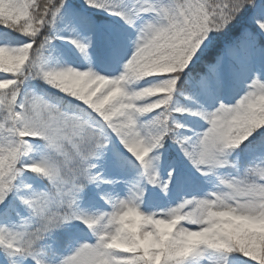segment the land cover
<instances>
[{"label": "snow or ice", "instance_id": "6c2138e0", "mask_svg": "<svg viewBox=\"0 0 264 264\" xmlns=\"http://www.w3.org/2000/svg\"><path fill=\"white\" fill-rule=\"evenodd\" d=\"M0 264H264V0H0Z\"/></svg>", "mask_w": 264, "mask_h": 264}, {"label": "trees", "instance_id": "16d2710c", "mask_svg": "<svg viewBox=\"0 0 264 264\" xmlns=\"http://www.w3.org/2000/svg\"><path fill=\"white\" fill-rule=\"evenodd\" d=\"M103 15V14H102ZM103 21H105V22H110L111 24H112V26H119L118 24H115L114 23V19H112V18H105V19H103L101 22H103ZM115 28V27H114ZM57 43H61L60 41H58ZM170 155L172 156V158L178 163V165L180 166V168L181 169H184V170H190V166L188 165V163H187V161L186 160H184L181 156H180V154L174 149V147H173V149L171 150V152H170ZM131 174H134V172L133 173H131ZM163 175L165 176L166 175V171H163ZM161 195H163V194H161ZM173 197H175V191H173Z\"/></svg>", "mask_w": 264, "mask_h": 264}, {"label": "rangeland", "instance_id": "374dc122", "mask_svg": "<svg viewBox=\"0 0 264 264\" xmlns=\"http://www.w3.org/2000/svg\"><path fill=\"white\" fill-rule=\"evenodd\" d=\"M110 19V18H109ZM112 19H114V18H112ZM102 23H105V24H111L110 22H105V21H103ZM112 25V24H111ZM113 27H115V28H120L121 27V25H119V26H113ZM61 43H63V42H61ZM69 48H71V45H69L68 46ZM75 59H79V54L78 53H76L75 54V57H74ZM73 66H75V65H73ZM176 162V161H175ZM177 163V162H176ZM178 164V163H177ZM166 175H167V172H166ZM165 175V176H166Z\"/></svg>", "mask_w": 264, "mask_h": 264}]
</instances>
